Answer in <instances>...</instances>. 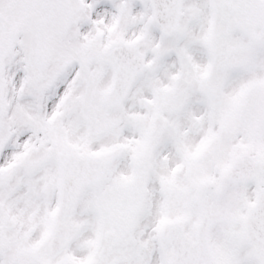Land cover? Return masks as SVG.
<instances>
[{"label": "snow or ice", "instance_id": "obj_1", "mask_svg": "<svg viewBox=\"0 0 264 264\" xmlns=\"http://www.w3.org/2000/svg\"><path fill=\"white\" fill-rule=\"evenodd\" d=\"M0 264H264V0H0Z\"/></svg>", "mask_w": 264, "mask_h": 264}]
</instances>
